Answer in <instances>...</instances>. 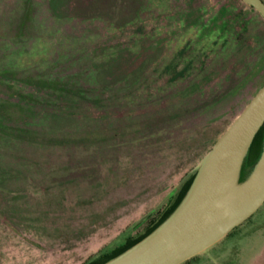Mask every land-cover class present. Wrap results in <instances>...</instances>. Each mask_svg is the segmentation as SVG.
<instances>
[{
  "label": "rangeland",
  "instance_id": "rangeland-1",
  "mask_svg": "<svg viewBox=\"0 0 264 264\" xmlns=\"http://www.w3.org/2000/svg\"><path fill=\"white\" fill-rule=\"evenodd\" d=\"M200 6L198 35H167ZM245 18L264 25L243 0H0V264H81L144 228L260 88L225 92L244 62L183 97ZM181 264H264V204Z\"/></svg>",
  "mask_w": 264,
  "mask_h": 264
},
{
  "label": "water",
  "instance_id": "water-1",
  "mask_svg": "<svg viewBox=\"0 0 264 264\" xmlns=\"http://www.w3.org/2000/svg\"><path fill=\"white\" fill-rule=\"evenodd\" d=\"M243 1L264 19L263 0ZM263 124L264 84L198 160L193 180L173 211L103 264H181L247 220L264 204V138L261 153L243 179L241 169Z\"/></svg>",
  "mask_w": 264,
  "mask_h": 264
},
{
  "label": "flooded vegetation",
  "instance_id": "flooded-vegetation-1",
  "mask_svg": "<svg viewBox=\"0 0 264 264\" xmlns=\"http://www.w3.org/2000/svg\"><path fill=\"white\" fill-rule=\"evenodd\" d=\"M264 1V0H263ZM225 6V4L221 5L216 12L211 14L212 16L220 12V10ZM251 7V6H250ZM253 8V7H251ZM254 9V8H253ZM205 8L204 6H200L198 8H192L187 11L185 14H177L175 16H172L168 19L167 25L164 27H167L169 30L167 32V35H175L174 29L176 28L175 25L172 26V22L177 21L178 26L181 28H187V27H196L195 30V36L198 35L200 32L199 28L207 21L208 17L201 21V14L204 12ZM259 13V12H258ZM226 18V17H225ZM228 21V26L230 25V22L228 20V17L226 18ZM263 19V18H262ZM185 20L182 24V21ZM172 21V22H171ZM264 21V19H263ZM256 23V22H254ZM254 25L253 22L248 19H243L240 23V30L239 31H232V29H229L228 31L230 36L234 35L235 40L241 44L238 46L236 50H234L229 55L217 57L218 64L215 65L211 70L209 69L204 75H202L199 79H197L194 82H191L187 85V91L184 93V96H187L189 94H193L201 90L209 81H212L216 77H220V80L222 81L223 85H227V83L232 81L233 76H236L237 70L241 65L244 64H251L249 65L250 70H248L247 73H244L242 78L239 80H236L234 78V81L231 88L225 90V92L229 91L230 89H233L235 86H237L236 90L238 91V94L245 89V86L247 84H255L263 82V76H264V25L263 26H257L252 32L249 34L250 25ZM252 27V26H251ZM161 33L152 34L151 37L153 38H159L161 44L164 42V38ZM174 37V36H173ZM150 38V37H149ZM172 39V38H171ZM150 45V44H149ZM149 45L147 47H149ZM253 70V73L251 70ZM261 85V84H260ZM259 88V87H258ZM55 95V94H54ZM222 97H224V92L221 94ZM37 99H39V102L44 104L43 107L46 108L45 104L47 101L53 100V98L48 96H42L37 95L35 96ZM53 102L57 103L56 100H53ZM35 105V104H34ZM47 109V108H46ZM60 111L59 115H63V109L60 110H52L51 107H49L48 114L56 115Z\"/></svg>",
  "mask_w": 264,
  "mask_h": 264
},
{
  "label": "trees",
  "instance_id": "trees-1",
  "mask_svg": "<svg viewBox=\"0 0 264 264\" xmlns=\"http://www.w3.org/2000/svg\"><path fill=\"white\" fill-rule=\"evenodd\" d=\"M263 84V83H261ZM261 86V85H260ZM224 130L220 133L222 134ZM219 134V135H220ZM218 135V136H219ZM217 136V137H218ZM216 137V138H217ZM264 138V124L260 126L256 135H254L248 152L244 158L243 168L241 169V178L252 170L254 163L256 162L259 153L262 151V144ZM212 144L210 145L211 148ZM195 174V166L189 171L181 180L180 184L176 188L171 190L166 198L165 202H162L159 207L153 209L147 214V216L133 225L134 228H138L140 224L145 221L144 228L138 233H133L132 230L124 232L121 236L117 237L111 244L104 246L86 261L81 264H103L105 261L123 252L133 243L139 241L143 236H146L152 229H154L163 219H165L170 212L173 211L178 202L182 199L188 186L191 184Z\"/></svg>",
  "mask_w": 264,
  "mask_h": 264
},
{
  "label": "crops",
  "instance_id": "crops-1",
  "mask_svg": "<svg viewBox=\"0 0 264 264\" xmlns=\"http://www.w3.org/2000/svg\"><path fill=\"white\" fill-rule=\"evenodd\" d=\"M170 4H171V0H168V5H169V7H170Z\"/></svg>",
  "mask_w": 264,
  "mask_h": 264
}]
</instances>
